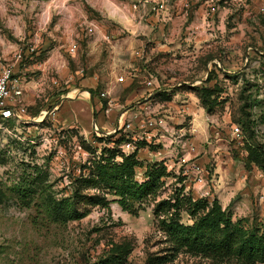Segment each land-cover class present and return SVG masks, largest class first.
<instances>
[{
  "label": "rangeland",
  "instance_id": "rangeland-1",
  "mask_svg": "<svg viewBox=\"0 0 264 264\" xmlns=\"http://www.w3.org/2000/svg\"><path fill=\"white\" fill-rule=\"evenodd\" d=\"M108 2L84 7L103 38L74 39L71 53L59 5L0 0V72L13 65L25 108L0 114V264H264L190 252L168 232L217 200L234 226L264 236V0H180L171 51L103 20ZM128 154L137 186L153 176L143 196L122 194L113 173ZM69 202L80 217H61Z\"/></svg>",
  "mask_w": 264,
  "mask_h": 264
},
{
  "label": "trees",
  "instance_id": "trees-1",
  "mask_svg": "<svg viewBox=\"0 0 264 264\" xmlns=\"http://www.w3.org/2000/svg\"><path fill=\"white\" fill-rule=\"evenodd\" d=\"M202 99L205 102L204 94H202ZM111 153L114 158L115 150ZM135 164H137L135 154H128L124 156L120 164L113 163L111 167L113 173L121 179L120 186L125 188L121 191L122 194L128 191L134 196H143L151 185L153 176L149 181L137 186V182H133L131 178ZM68 204H63L60 210L62 218L72 219L82 215L76 208H72L70 202ZM168 232L175 239L177 247H185L190 252H199L220 259L238 255L239 259L245 262H251L257 257L264 258V236L254 233L247 234L234 226L229 216L221 211L217 200L214 201L210 211L193 225L181 224L175 220L169 226Z\"/></svg>",
  "mask_w": 264,
  "mask_h": 264
},
{
  "label": "crops",
  "instance_id": "crops-1",
  "mask_svg": "<svg viewBox=\"0 0 264 264\" xmlns=\"http://www.w3.org/2000/svg\"><path fill=\"white\" fill-rule=\"evenodd\" d=\"M90 0H44V5L48 8L46 11L48 14L51 10L52 6L59 5L61 8V12L63 13L60 17V24L63 25V32L67 33L69 32V39L70 42H72L74 39H80L85 41L88 47H93L97 41H99L101 38H103L104 33L101 32L98 35L93 36V34H87L84 33V28L86 22H89L92 17H89L87 15V12L85 10V6L88 5ZM123 4L125 11H120L122 7L119 5V3H116V0H109L108 3H104L106 9L109 8V14L106 17H103L102 19L107 21V23H111L114 25L115 23L118 24V29L121 31H129L130 34L143 32L148 35V39L155 41L156 46L154 49L160 50V51H171L174 50L176 46L171 45L172 42H175V31H177V23H179L180 19L174 18V8L177 5V3L180 0H167L169 3V11H162L159 14L154 13L150 10L151 5L154 4V2H157L158 0H147V2L143 3V0L139 1V6L137 9H134L132 7V4L134 2H137L138 0H130L126 3L122 2L121 0H118ZM142 1V2H141ZM70 8L69 10H67ZM59 13V12H58ZM165 14H168L166 16ZM163 15V16H161ZM115 17V18H114ZM117 17V18H116ZM83 18V19H82ZM67 21H64V20ZM118 19V20H113ZM84 21V25L82 26L81 23L76 26V28H71V25H76L77 22ZM115 21V23L113 22ZM82 23V24H83ZM74 29V30H73ZM62 32V31H61ZM97 32V31H96ZM148 90V89H147ZM146 91V90H145ZM89 92V91H88ZM90 102H92V108L93 112L94 109L96 113H98L101 103H97L95 99H92V97H89ZM85 100H68L70 108L73 110L75 116H77L78 121L81 123H84L85 131L87 132L89 130V123H88V117L85 116L84 113H81L79 102ZM131 111V112H130ZM127 113H139L134 112L133 110L127 111ZM138 115V114H136ZM94 120L91 122L92 129L99 130L100 126L107 125L106 121H103L101 118V114L98 113L95 115L94 112ZM98 117V122L96 118ZM118 124V121L116 122ZM91 130V129H90ZM89 130V131H90Z\"/></svg>",
  "mask_w": 264,
  "mask_h": 264
},
{
  "label": "built area",
  "instance_id": "built-area-1",
  "mask_svg": "<svg viewBox=\"0 0 264 264\" xmlns=\"http://www.w3.org/2000/svg\"><path fill=\"white\" fill-rule=\"evenodd\" d=\"M139 1L134 2L132 7L137 9L139 6ZM142 2V1H141ZM147 2V0H143V3ZM150 10L154 13H160L162 11H169V3L167 0H158L151 5ZM168 16V14H165ZM163 16V15H161ZM98 29V24L96 21H89L85 25L86 34H95ZM78 48V44L76 42L70 43L69 51L74 53ZM33 49V48H31ZM21 58V54L18 55ZM23 94V90L20 88L18 84V78L14 77L13 65H8L2 68L0 72V114L3 116H14L18 117L20 112L24 111V107L21 105V97ZM106 92H103L102 95L106 96ZM109 110V109H108ZM125 122H123L124 125ZM127 127H132L133 124L131 122L125 123ZM159 124L161 125V129L166 131L167 124L163 119L159 120ZM164 135V134H162ZM153 135L147 134L145 138L151 141ZM199 182L202 183V188L206 186L207 181L206 177L202 174L199 176ZM207 193V192H206ZM205 194V192H203Z\"/></svg>",
  "mask_w": 264,
  "mask_h": 264
},
{
  "label": "bare ground",
  "instance_id": "bare-ground-1",
  "mask_svg": "<svg viewBox=\"0 0 264 264\" xmlns=\"http://www.w3.org/2000/svg\"><path fill=\"white\" fill-rule=\"evenodd\" d=\"M76 92V91H75ZM83 94H86V95H88V92H84ZM72 95V94H71Z\"/></svg>",
  "mask_w": 264,
  "mask_h": 264
}]
</instances>
